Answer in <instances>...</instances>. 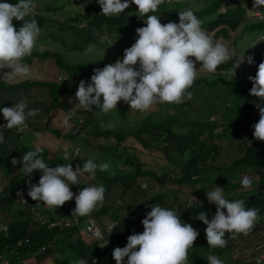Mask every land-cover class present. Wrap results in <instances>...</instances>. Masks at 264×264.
<instances>
[{
    "label": "trees",
    "instance_id": "16d2710c",
    "mask_svg": "<svg viewBox=\"0 0 264 264\" xmlns=\"http://www.w3.org/2000/svg\"><path fill=\"white\" fill-rule=\"evenodd\" d=\"M17 1L0 0V2L8 3H17ZM187 1L184 3L179 0H164V3L159 6L155 13L148 15H157L164 21L163 24L169 21L179 23L178 12L190 8L203 21L202 28L213 39L214 43L222 39L226 41L227 45L233 43V38L244 36L245 32H255L258 26L263 27L264 30V17L251 19L247 14L248 8L246 6L255 7V0H204L205 6L202 7H199L201 0H196V4ZM132 5L137 8L135 4ZM36 6L38 5L36 4ZM256 8L253 9L252 13L260 11L264 15V5H257ZM129 10H131L130 7L125 9L122 14L105 16L101 13L102 10L97 1L95 6L91 4V7L84 12L85 14L78 15V17L65 23L47 18L45 11L41 8L39 10L35 8L34 18L41 29L39 36L48 31L66 30L73 27L90 30L94 35L108 36V32L113 33L108 29L121 26L129 19L131 22L135 20L127 14ZM26 19L30 18L26 17ZM138 19L146 21L147 16L140 15ZM15 22L22 25L20 21L14 20L13 23ZM82 24L86 26L81 27ZM136 24H141V22ZM241 27L243 28L241 29ZM102 45L104 46L105 43ZM257 56L258 58H256ZM253 57L254 63L249 65L245 60L246 56H241L255 77L259 64L264 62V55L257 54ZM47 59L53 60L57 66L58 70L54 69L53 75L58 77L20 84H7L0 81V109H2L6 99L22 100V96L18 95L19 91H22L23 97L27 99L42 102H37L35 106L30 108L40 110L39 115H43L41 121H48L51 113L56 109H62L67 114L69 110L74 109L75 114L72 116L71 122L73 121L75 124L68 131V139L77 141L76 144L79 145L77 148L80 151L83 149L85 151L83 150L84 153L79 155L78 150H75V158L73 157L70 162L73 170L78 165L83 167V163L86 162L84 154L90 150L95 155H101L100 157L104 162L110 163V171L113 173L97 171L94 179L87 173L83 174L95 183L93 186L102 184L106 189L103 206L94 210L89 216L81 217L72 214L76 208L75 202L72 207H66L64 204L55 209L43 205V202L33 201L27 196V198L25 197L27 203L23 205L25 214H20L23 215L22 217L26 215V218L13 221L11 218L13 210L20 204V198L16 195L17 192L28 190L29 182L38 184L42 173L37 170L31 176H27L28 174L22 169L23 164L18 163L16 166H18L20 177L14 178L7 184L6 180H11L12 174H15L14 170L11 172V167L9 169L11 171L7 173L9 176L0 180V184L6 186L0 193V256L8 260L9 264H24V262L32 259H36L38 262L44 261L56 254H61L63 257L67 249L75 254L78 259H85L87 264H116L112 257L113 250L116 247H125L127 238L134 232L143 233L144 228L141 221L151 211V207L156 205L175 210L183 222L191 224L194 229L199 231V236L194 241L193 247L188 249L187 261V264H198L192 261L200 251L207 249L208 243L205 232L207 225L196 218L200 212L206 213L209 221L215 215L216 205L209 202L206 197V192L215 190L212 186L223 188L226 199H242L246 208L259 209V217L264 218V142L256 140L253 135V126L260 119L259 107L264 106V101L249 94L252 86L245 82H227L223 76L216 79L201 76L188 89L192 93L191 99H185L180 104L158 103L157 107L160 108L158 111L157 107L153 110L148 109L145 113L147 116L137 122V128L133 131H127L121 128L116 129L115 122L111 121H108L107 126L110 124L108 127L98 126L93 117L97 115L99 109L93 106V110L89 111L66 101L68 98L77 100L75 93L80 81L90 83L94 69H102L105 66L103 63L87 62L70 66L62 53L49 51L40 53L36 50L32 51L31 55L25 57L22 62L31 64L35 63L36 60ZM190 59L195 60L194 57ZM239 63L241 62L236 60L220 65L218 68L229 70L235 68L234 65ZM196 66L202 67V64L196 62ZM62 74L66 75L65 79L59 82V75ZM30 88L33 89L30 90ZM30 109L27 108L26 111ZM117 109L123 119H127L128 116L126 115L130 112L136 113L137 111L142 114L141 111L130 109L128 106L127 108L122 107L120 102L117 104ZM213 117L216 118L214 121L211 120ZM147 125L154 130H159L160 133L155 135L146 131L144 127ZM174 128L181 130V133H176ZM36 130L38 134L48 131L55 134L60 132L48 129V127ZM184 130L186 131L184 132ZM7 133H2L4 141L0 143V164L5 161V156L8 154L18 160L23 156L21 145L9 139ZM215 134L216 139L212 137ZM142 136L155 141L163 140L166 146L160 145L152 149L151 144L146 141L147 139H141ZM101 138L105 140L114 139L116 145L111 147L107 144L95 143V140ZM41 147L40 156L49 167L54 168L57 165L68 164L59 155L50 158L52 150H50L51 146L48 142ZM138 148L147 156H154L152 160L144 161L137 154ZM160 158L164 161L157 163ZM223 158L226 159V162L223 161ZM3 167L5 166H1V169ZM243 170H246L247 175L253 180L252 186L248 189L243 188L241 183L244 176L241 175ZM154 181L159 183V191L151 194L142 189L141 182L153 184ZM168 183L173 185L172 188H175L167 190ZM183 186L192 189L193 195L191 196L189 191L183 190L181 188ZM114 188L115 191L118 190L119 194L113 192ZM134 189L142 192L143 195L133 196L137 194V191L133 193ZM70 190L74 193L73 199H75V195L78 194L75 190L78 189L72 185ZM237 192H240V195H237ZM131 193H133V198L127 197L129 200L127 199V207L124 208L125 212H123V207H117L115 202L117 198L125 199L124 197ZM232 194H235L236 197H232ZM141 197L143 199L139 200ZM106 202L110 203L107 205ZM35 208L37 210L34 211ZM113 208L114 220H118L119 225L109 234L104 233L105 239L80 236L79 231L87 227L89 218H94L96 221L101 214H109L110 209ZM140 211H142L143 216L139 215ZM39 216L47 217L50 221L77 216L79 224H74L72 220L70 226L61 222V226L49 228L48 225L40 226L35 222L34 218ZM5 226H7V230H3ZM31 226H36L37 229L31 231ZM238 236L243 237V234H237L235 238H232V234L226 233L227 245L223 248L217 247V254L213 253L212 255H216L222 260V254L233 249L232 243L236 238L241 239ZM27 238L30 243L19 247L18 242ZM49 245L54 246L50 248ZM42 247L48 248L41 252ZM54 259L57 263L65 264L63 258L54 257ZM1 262L0 260V264ZM206 262L208 264L207 260ZM124 264H127V258H125ZM240 264L258 263L253 261Z\"/></svg>",
    "mask_w": 264,
    "mask_h": 264
},
{
    "label": "clouds",
    "instance_id": "9594fccd",
    "mask_svg": "<svg viewBox=\"0 0 264 264\" xmlns=\"http://www.w3.org/2000/svg\"><path fill=\"white\" fill-rule=\"evenodd\" d=\"M163 3L164 0H98L101 13L105 16L122 14L130 4H135L138 13L147 16V20H144L146 26L136 29L138 38L130 48L124 50L123 59H117L102 69H94L90 83L80 81L75 93L78 106L89 111L95 106L107 114L117 109L120 101L130 105V109L141 112L158 103L180 104L185 99H191L192 93L188 89L201 76L213 79L223 76L227 82H245L252 86L249 94L264 101V62L259 64L255 77L245 63L235 64V68L229 70L219 69L220 65L233 60L228 48L218 42L214 43L202 28L203 21L190 8L178 12L179 23L169 21L162 24L157 15H148L155 13ZM257 5H264V0H255V8ZM35 8L34 0H18L15 5L0 2V69H11V72L2 75L8 80L31 76L30 66L22 61L31 55L41 32L34 18ZM14 20L22 22L18 30L14 27ZM262 37L260 41L264 42ZM101 39L107 40L108 37ZM192 57L195 60L190 59ZM245 60L249 65L254 63L251 55ZM196 62H200L201 68L209 73H201L197 77L201 68L196 70ZM243 72L250 73V81L245 79ZM26 109L27 103L24 100L0 109L7 122L4 126L8 129L22 126L28 118L35 117L40 111ZM259 112L260 119L253 126V135L256 140L264 142V106L259 107ZM74 114V109L69 110L63 120L64 125L69 124ZM3 131L0 133V143L4 141ZM41 151L40 148L29 150L21 159L13 158L11 163L13 166L22 163L27 176L37 170L42 173L38 184L29 182L27 194L33 201L43 202L47 207L56 209L64 204L66 207L71 206L73 202L70 201L74 197L71 186L78 184L83 174L87 173L94 179L97 170L106 172L111 169L110 163H96L94 158L83 163L82 168L78 165L75 170L70 163L52 168L40 156ZM63 158L69 160L70 154L65 152ZM241 183L243 188L248 189L253 180L245 175ZM105 191L102 184L84 187L75 195L76 208L72 214L89 216L102 207ZM16 195L19 201L27 203L22 191ZM206 197L216 205L215 215L209 221L207 214L200 212L196 219L207 225L206 240L212 248L227 245L226 233L232 234V238L237 234H249L260 218L259 209L246 208L242 199H226L223 188L219 186L206 192ZM141 223L143 233L134 232L127 238L125 247L113 250L112 257L116 264H124L125 258L127 264H187L188 249L193 247L199 236L198 230L183 222L175 210L159 205L151 207ZM207 261L208 264H224L216 255L211 254ZM255 262L263 264L258 260ZM74 264H87V261L81 258L74 261Z\"/></svg>",
    "mask_w": 264,
    "mask_h": 264
},
{
    "label": "rangeland",
    "instance_id": "374dc122",
    "mask_svg": "<svg viewBox=\"0 0 264 264\" xmlns=\"http://www.w3.org/2000/svg\"><path fill=\"white\" fill-rule=\"evenodd\" d=\"M97 1L98 0H34V2L38 5L36 6V8L38 10L40 8L43 9L46 13L45 16L47 18L51 20H60V22L62 23H65L68 20L70 21L78 17V15L85 14L84 12L87 11L91 7V4L92 6H95ZM179 1H183L184 3L188 2L187 0H179ZM250 1H254V0H250ZM122 2H124V0H122ZM189 2L192 4L197 3L196 0H189ZM204 2H205L204 0H201V2H199V7L205 6ZM10 4L15 5L16 3H10ZM244 4L246 5L245 2ZM133 6H130L131 10H129L127 14L130 15L129 17H132L135 20L131 22L129 19L123 25L114 28L115 31L113 28L108 29V30L113 31V33H110V32L107 33L108 34L107 40L102 41L101 38L104 37V35H101V34L94 35V33L90 30H85V29L83 30V29H78L74 27L68 28L66 30H58V31L52 30L38 37L37 44L34 47L33 51L36 50L37 52H40V53L43 51L62 53L65 59L67 60V63L70 66H75V65L83 64L87 62H99V63H103L105 66L107 64H113L117 61V59H123L124 50L127 48H130L131 44L136 42V39L138 38L136 34V29L146 26V24L144 23L145 21H143L142 19H138V16H140V13H138V9ZM199 7L197 5V8ZM246 7L248 8L247 14L251 19L253 18L262 19L264 17V15L260 11H255L256 13H252L255 7H249V5ZM257 13H259V15ZM137 22H141V24H136ZM161 23L162 24L164 23L162 19H161ZM13 24L17 30L22 26V25H18L16 22ZM242 28L243 27H241V29ZM241 29L237 32L238 34L240 33ZM263 32H264L263 27L258 26L255 32H252V33L245 32L244 36L237 35L240 37L233 38L232 44L227 45L226 41L222 39L217 40L216 42L223 44L225 47L228 48L230 55H232L233 57V60L231 61L238 60L242 63L244 60L241 58V56L247 57L249 55L254 56L257 54L264 55V42L260 41L261 36L264 35ZM116 35L118 36L115 38ZM102 43H105V45L103 46ZM256 58H258V56ZM231 61L225 62L224 64L230 63ZM242 64H244V62ZM27 65L29 66L33 65V66H30L31 76L29 78H15L12 80H8L6 77L2 75L4 73L11 72V69H0V81H4L7 84H20V83H25L28 81L29 82L30 81H41L42 79L47 80L48 78L50 79L52 77L57 76L53 74H54V69L57 71L58 68L54 64L53 60L51 59L40 60V61L36 60L35 63H31ZM136 67L138 68V64ZM200 68L201 67L196 66V70H199ZM201 73H209V72L206 69L201 68L197 73V77H199ZM243 73L245 74V79L250 81L249 80L250 73H246V72H243ZM59 76L60 78L58 81L61 82L63 81V79H65L64 77L66 75L62 74ZM232 82H236V80H232ZM32 89L33 88H30V90ZM101 100H103V97H101ZM66 101L67 103H70V104L71 103H74L76 105L78 104V100H72L71 98L66 99ZM37 102L42 103L41 101H37V100H34L33 103H37ZM120 104L124 108H127V106L130 108V105L127 104V106H125L126 103L123 101H120ZM71 106H74V105H71ZM157 106L158 104H154L150 109L152 110L156 109ZM2 107L4 108L5 106H2ZM96 108L99 110H97V115L94 116L93 118H95L96 124L98 126L108 127L110 124H108L107 126V123L108 121H111V122H115L114 126L116 129L121 128L127 131H133L134 129H136L137 122L144 119L147 116V114L145 113L146 111H148V110L143 111L142 114L138 113L137 111L136 113L130 112L129 114L126 115L128 116L127 119H123L122 115L119 114L118 109H113L109 113L105 114L101 111L100 108L98 107ZM159 109L160 108L157 107V111ZM66 116H67V113L65 111H63L62 109H56L50 115L51 121H49L50 118L48 119V121H41V118L43 117V115H39V114L36 115V117L34 118V120L36 121L38 125L40 124L41 126L45 128L49 127L50 129L54 131L55 130L60 131L57 134H55L54 132H50V131L38 134L35 132V128L32 126L31 123H25L23 126L26 132L20 135L21 143H19V145L22 144L21 154L24 155L29 150L34 151L35 149L40 148L44 143H47V142L51 146L50 150H52L50 154V158H54L58 155L63 158L64 153L68 152L70 154V159L66 161L67 163H70L71 159L73 158L75 154L74 150L77 149L80 153L79 155L84 153L85 150L83 148L82 149L84 151L83 150L80 151L77 148L78 147V145L76 144L77 141L75 142L72 139H68V136H69L68 131L72 127H74L75 123L73 121L71 122L70 120L68 125H64L63 120ZM144 129L155 135H158L160 133L159 130H154L148 125L145 126ZM174 131L176 133H181V130H178L176 128H174ZM185 131L186 130H184V132ZM212 137L216 139V135L215 136L213 135ZM141 139H147V138L145 136H142ZM146 141L151 144L152 149L160 145L166 146L163 140L155 141L153 139H147ZM95 143L107 144L113 147L116 145V140L114 139L105 140L101 138V139L95 140ZM44 147L48 149V147L46 146ZM137 151H138L137 154H139L144 161H151L152 158L154 157L151 155L147 156L146 153L141 152L140 148H138ZM85 153L86 154L84 155H85L86 161L90 158H94L96 163L104 162L102 160V157H100L101 155L96 156L90 150H88ZM163 161L164 160L160 158L159 161H157V163H160ZM223 161L226 162V159L223 158ZM5 166L7 167L5 168L3 167L2 170L0 166V180H4L5 177L9 176V174L7 173L11 171L9 170L11 167H12L11 172H13L14 170L15 174H12L11 180H6L7 181L6 183L9 184L14 178L20 177L18 166L16 165L13 166L12 164L5 165ZM119 167L121 169V166ZM109 172L111 174V171ZM247 173L248 172L246 170H243L241 175L245 176L247 175ZM235 182H237V180H235ZM93 184L95 185V183L92 182L88 177L82 175L80 177L79 183L74 186L81 191L83 190L84 187L93 186ZM158 184L159 183L156 181H154L153 184H150L148 182H141V187L142 189L147 190L149 193L152 194V193H155L156 191H159ZM167 185H169L167 190H170L173 186V185H170L169 183ZM0 186H1L0 193H2L3 189H5L6 186H3L1 184ZM212 187L214 189L216 188L215 186H212ZM181 188L185 191H189L191 193L190 194L191 196L193 195L192 193L193 190L190 189L189 187L183 186ZM135 191L137 190L134 189L133 193ZM75 192L78 193V190H75ZM113 192L118 193V190L115 191V188H114ZM133 193H131L130 195H126V197H124L125 199L117 198V201H120V202L117 203L116 201L115 205L120 208L123 207L122 210L123 212H125L124 208L127 207L126 203L129 200L128 198L131 197L130 199H132ZM237 193H238L237 195H240V192H237ZM136 195L142 196L143 193L140 191H137V194L133 196H136ZM25 196L26 195L23 192V198ZM232 197H236L235 194H232ZM142 199L143 197H141L139 200H142ZM106 203L108 205L110 202H106ZM122 203H123V206H120ZM19 205L23 206L21 204V201ZM16 208L18 209V207ZM110 210L111 212L109 214L108 213L101 214L100 217L96 219L97 225L103 233H105V229L109 225L110 220L114 219V216L112 213L113 212L112 210H114V208ZM139 215L143 216L142 211L139 212ZM203 226L204 224L202 225V228ZM31 230H34L33 226H31ZM238 238H241V239L236 238V240L232 243V245L234 246L233 249L230 251L228 250L222 254L223 255L222 261L224 262V264H240L242 262L243 263L253 262L256 260L261 261V263L264 264V218H261V217L259 218V220L256 222L254 228L251 230L249 234L247 235L243 234V237L238 236ZM206 248L207 249L200 251L196 255V257L192 261L193 263L197 262L198 264H206L207 257L210 254L212 255L213 253L214 254L216 253L217 247L212 248L208 245ZM54 257L63 258L64 259L63 263L65 262V264H74V261L78 260L77 256L73 254L71 251H69V249L66 250L63 257L61 256V254H56ZM54 257H50L49 259H46L44 261H39V262L36 261V259H32L31 261L24 262V264H60L59 262L58 263L56 262Z\"/></svg>",
    "mask_w": 264,
    "mask_h": 264
},
{
    "label": "built area",
    "instance_id": "2783aa9c",
    "mask_svg": "<svg viewBox=\"0 0 264 264\" xmlns=\"http://www.w3.org/2000/svg\"><path fill=\"white\" fill-rule=\"evenodd\" d=\"M85 24H82L81 27H85ZM264 39V35L262 37ZM5 124L3 122H0V133L4 130ZM28 190L26 189L24 191V194L26 195L25 197L27 198L28 196ZM23 198L25 201H27L26 198ZM120 201H118L119 203ZM22 205H24L25 203L21 202ZM66 205L68 206V203H66ZM34 211L37 210V208L33 209ZM35 222L38 223V225L40 226H45L48 225V227L53 228V227H57V226H61V222H64L66 226H70L72 225V220H66V219H61V220H55V221H50L47 217H36L34 218ZM73 223L78 225L79 224V219L78 217H74L73 218ZM119 225L118 220H110L109 225L107 226V228L105 229V234H109L111 231H113V229H115L117 226ZM4 230H7V227H4ZM80 236H90L93 237L95 239H100L103 240L105 239L106 235L100 230V228L97 225V222L95 221L94 218H89L88 219V225L86 228H83L79 231ZM30 240L27 238L23 241L18 242V246L21 247L24 244H29ZM49 247H53V245H49ZM48 247H42L41 248V252H44L47 250ZM0 260L2 261L1 264H9V261L6 259L1 258L0 256Z\"/></svg>",
    "mask_w": 264,
    "mask_h": 264
},
{
    "label": "crops",
    "instance_id": "0c3cea01",
    "mask_svg": "<svg viewBox=\"0 0 264 264\" xmlns=\"http://www.w3.org/2000/svg\"><path fill=\"white\" fill-rule=\"evenodd\" d=\"M34 65V64H33ZM33 65H30V66H33ZM18 95H20V96H22V100H24L26 103H27V108L28 109H30L31 108V106L33 107V106H35V103H33L34 102V100L32 101V100H30V99H27V98H25V97H23V93H22V91H19L18 92ZM21 100H19V99H14V100H8V99H6L5 101H4V105L3 106H5V107H11L12 105L14 106L16 103H19ZM0 107H1V105H0ZM3 108V107H2ZM36 117V116H35ZM35 117H30V118H28L26 121H25V123H31L32 124V126L35 128V132L37 133L38 131L36 130V129H38V128H45V127H43V126H41L40 124L38 125L37 123H36V121L34 120V118ZM49 121H51V118H50V120ZM0 122H3L5 125H6V121H5V119H4V117H3V114H2V112H0ZM19 128V129H18ZM48 129H49V127H48ZM3 132H5V133H7L8 134V137H9V139H11L12 141H16V142H18V143H21V134H24L26 131L24 130V126L22 125V126H19V127H14V128H12V129H8L6 126H5V128H4V131ZM20 133V134H19ZM11 137V138H10ZM17 139H19L18 141H17ZM78 145V144H77ZM79 146V145H78ZM21 147H22V144H21ZM75 151V150H74ZM1 152V151H0ZM77 153H79V151H77ZM75 155V154H74ZM96 156H98V155H96ZM74 157V156H73ZM12 156L11 155H6L5 156V161L2 163V164H0V166H5V165H8V164H12L11 163V161H12ZM71 160H73V159H71ZM4 164V165H3ZM5 167H7V166H5ZM4 167V168H5ZM2 170V169H1ZM97 171H99V170H97ZM100 172V171H99ZM106 172H108V171H106ZM111 173H113V172H111ZM79 192L80 191H78V194H79ZM74 198V197H73ZM70 202H73L72 204H71V206H69V207H72L73 205H74V202H75V199H72V201H70ZM23 206H20V205H18V209L16 208V209H14L13 210V213H12V215H11V218H12V220L13 221H16L17 219L19 220V218H23V219H25L26 218V215H24V217H22L23 215H20L21 214V212L22 213H24L25 214V210H24V207L22 208ZM74 217H77V216H73L72 218H70V219H66V218H64V219H66V220H73V218ZM35 229H37V227L36 226H34V230ZM32 231V230H31Z\"/></svg>",
    "mask_w": 264,
    "mask_h": 264
}]
</instances>
